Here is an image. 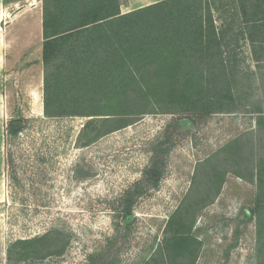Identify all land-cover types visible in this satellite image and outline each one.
Wrapping results in <instances>:
<instances>
[{"label": "rangeland", "instance_id": "rangeland-1", "mask_svg": "<svg viewBox=\"0 0 264 264\" xmlns=\"http://www.w3.org/2000/svg\"><path fill=\"white\" fill-rule=\"evenodd\" d=\"M192 1L221 23L218 36L228 42L248 34L242 0ZM36 26L30 18L24 27V35L32 34L24 62L0 50V264H89L91 257L94 264H172L163 252L168 223L184 206H191V234L200 241L195 264H264L258 186L237 175L264 165V54L258 62L249 39L223 43L241 99L220 113H189L188 105L173 102L120 119L48 118ZM98 110L113 114L110 107ZM10 128L22 129L14 135ZM236 140L242 157L224 151ZM153 162L164 165L157 185L138 199L132 215L120 213L123 194L147 180ZM210 164L226 173L223 185L222 178L207 183ZM45 236L50 240L36 244L35 252L19 254L17 242Z\"/></svg>", "mask_w": 264, "mask_h": 264}, {"label": "trees", "instance_id": "trees-1", "mask_svg": "<svg viewBox=\"0 0 264 264\" xmlns=\"http://www.w3.org/2000/svg\"><path fill=\"white\" fill-rule=\"evenodd\" d=\"M242 1L245 2L244 16L247 18L250 13L255 18L247 28L249 37L243 39L251 41L254 57L261 62L264 0ZM43 3V102L48 118L110 116L120 119L149 113L144 110L148 106H153L150 112H155L158 105L174 106V103L188 105L185 111L189 113L212 115L235 107V97L241 99L240 95H234L236 66L230 70L222 46L238 43L242 38L228 42L224 36H218L212 19L192 0H166L128 14H122L120 0H43ZM204 17L208 21L206 27ZM153 64L157 66L152 67ZM147 78L152 81L147 82ZM102 107H110L112 110L108 112L113 114L100 113L98 109ZM114 118H104L103 122ZM92 121L87 124L88 128ZM21 129L10 128V131L17 135ZM238 142L224 151L242 157ZM211 166L214 173L204 172L207 183L213 178H222L219 183L223 185L226 173H217L215 166ZM244 171L249 176L243 172L237 175L258 186L255 214L262 252L264 165L260 168L251 165ZM163 172V163L153 162L147 180L123 194L119 212L132 215L135 203L157 185ZM196 173L195 182L200 170ZM189 209L191 206L179 207L168 223L170 236L163 252L172 264H195L198 258L196 246L200 241L191 234ZM124 229L127 235L132 232L130 225ZM50 237L17 242L16 246L23 247L19 254L35 252L36 244L47 242ZM88 263L94 264L92 257Z\"/></svg>", "mask_w": 264, "mask_h": 264}, {"label": "crops", "instance_id": "crops-1", "mask_svg": "<svg viewBox=\"0 0 264 264\" xmlns=\"http://www.w3.org/2000/svg\"><path fill=\"white\" fill-rule=\"evenodd\" d=\"M163 1L166 0H120L121 12L122 14H128L161 3ZM43 7H44L43 0H0V29H2V24L5 25L4 29L0 31V40L2 38V46L0 45V50L1 47H3L9 58L11 56L13 57L14 62L15 60L24 62V59L28 54L27 52L31 51V49L30 51L28 49L29 44L26 45V43L30 39L29 37H31L32 34L27 30L28 35L27 36L24 35L26 33L24 27L30 18L32 19L34 24L35 22H37L36 27L38 29L40 28L39 32L37 33L39 35L37 41L39 44L40 43L42 44V48H43L45 41L44 30H43V21H44ZM234 17L238 19L236 15H234ZM252 20H255V18H251L249 13L248 17L246 18L244 16V20L242 19L241 22H244L246 26H248L247 28H249V24H252ZM18 23H20L19 25H22L23 29L19 28L18 30L17 28ZM214 24L215 26L218 25L217 33L219 35V33H221L219 31L221 28L220 26L221 23L217 20H214ZM238 25H240V22L238 23ZM243 37L247 38L249 36L245 32V34L240 35L239 37L237 36L235 39L242 38L241 40H243ZM248 49L249 48H247L246 50L248 51ZM246 55H248V52ZM19 56H21L20 59L18 58ZM29 63H30V67L28 68L35 66L33 65L35 63L33 62H29ZM42 64H43V49H42Z\"/></svg>", "mask_w": 264, "mask_h": 264}, {"label": "water", "instance_id": "water-1", "mask_svg": "<svg viewBox=\"0 0 264 264\" xmlns=\"http://www.w3.org/2000/svg\"><path fill=\"white\" fill-rule=\"evenodd\" d=\"M23 123H21V122H13L12 124H11V126L12 127H18V126H21Z\"/></svg>", "mask_w": 264, "mask_h": 264}]
</instances>
